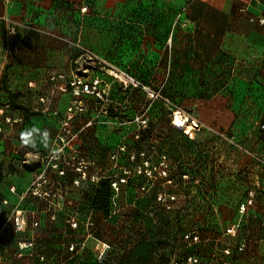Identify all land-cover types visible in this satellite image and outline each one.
<instances>
[{
    "label": "crops",
    "instance_id": "1",
    "mask_svg": "<svg viewBox=\"0 0 264 264\" xmlns=\"http://www.w3.org/2000/svg\"><path fill=\"white\" fill-rule=\"evenodd\" d=\"M243 7L251 15H260L264 0H0V107L4 114L19 119L3 122L0 132V223L18 205L26 210L30 223H38L27 232L13 228L5 232L0 240V264H161V225L165 223L170 233H176L180 228H189L192 220L204 227L199 252L205 256H211L218 246H230L240 253L236 247L242 241L248 251L264 252V195L256 190L255 203L248 207L247 214L238 209L237 218L233 222L227 219L226 226L224 202L199 201L183 191H178L180 199L175 202L179 213L161 220L154 191L151 187L141 190L142 183L132 187L123 184L117 212L104 215L90 208L95 183L76 186V174L70 171L64 176L51 173L53 180L62 184L60 199L44 200L25 193L45 157L58 147L60 120L71 100V89L63 92L59 86L75 75L105 76L101 71L103 61L126 62L133 72L149 75L150 82L156 78L162 83L170 77L177 92L236 93L238 107L253 110V121L263 122L264 28L241 14ZM10 20L31 22L72 36L77 52L63 54L53 47V38L25 29L11 35ZM39 43L46 44L45 52L23 51V47ZM73 59L88 63L77 69L48 63ZM105 78L110 84V102L116 106L132 101L133 91L137 90H125L112 78ZM80 100L84 110L77 112L71 122L80 128L70 148L93 159L103 172L102 178L113 181L122 174L121 166L132 165L130 152L121 156L118 166L111 159L126 129L112 135L102 129L101 123L94 124L95 129L87 128L93 125L89 122L94 121L101 100L91 94H83ZM11 102L25 104L36 114L25 115ZM31 129L38 130L33 136L35 148L22 146L20 140V133ZM45 131L49 133L47 146L43 141ZM136 153L141 160L140 152ZM147 154L154 160L160 152ZM253 154L264 158L261 152ZM171 156L177 158L176 167L199 172L214 168L208 158L202 160L192 152ZM256 183L264 189V177L256 178ZM183 186L194 189L189 183ZM181 193L185 194L183 198ZM4 199L8 204H3ZM192 203L193 208L189 207ZM198 204H216V214L201 212L195 206ZM89 216L94 223L90 227L86 224ZM241 216L237 235H227L229 223ZM75 220L79 222L76 227L72 226ZM214 220L217 225H213ZM31 238L35 240L33 247L19 249V241ZM230 240L232 245L226 242ZM71 244H76V250H69ZM105 244L109 251L102 258ZM42 255L44 260L40 259Z\"/></svg>",
    "mask_w": 264,
    "mask_h": 264
},
{
    "label": "rangeland",
    "instance_id": "2",
    "mask_svg": "<svg viewBox=\"0 0 264 264\" xmlns=\"http://www.w3.org/2000/svg\"><path fill=\"white\" fill-rule=\"evenodd\" d=\"M45 30L61 37L57 38L56 36L43 33H39L38 35L43 38H53V47H55L57 51L63 54H73L77 52L78 47L75 44L76 40L72 36H63L55 30ZM45 45L46 44L39 43L28 47V49L23 47V51L45 52ZM48 63L59 65L61 68H65V66L68 65L71 66L72 69H77V67L85 65L88 61L73 59L72 61L67 60V62L66 60H57L49 61ZM111 65L120 66L114 62H101V71L105 75L102 76V78L105 82L102 83L104 86V93H102L103 100L100 105L102 111H108L107 113H102V117L107 119L112 117L115 120L101 123L102 129L108 130L112 135H117L115 134L117 131L126 129V133L123 135L125 138L121 142L126 145V152H131V149L135 152H161V154L169 152L175 155L180 154V152H192L197 155V158L202 160L203 157L208 158V161H210L214 167L208 172H198L180 166L176 167L174 165L176 164L175 162H177V160H175L177 158L168 156L170 171H172L170 176H172L174 183L178 185L174 187L171 184L165 183L163 180L164 177H160L161 190L170 189L176 192L177 200L180 199L178 191H183L190 192V196H197L200 198L199 201L203 198V201H208L209 199V201L213 200L214 203L215 201L224 202L226 204V207H224L226 218L224 226L227 225V219H231L230 221L233 222L235 218H237L238 209L240 204L244 201L246 193L248 196V192L253 189L264 195L263 186L256 183V178L260 180L261 177H264V167L261 165L263 163L259 162L253 154L255 152L264 154V152L259 151L260 147L264 148V133L259 134L260 130L263 129L260 128L259 122L253 121V110L238 107V94L205 93L197 94L199 95L198 98L196 97L197 95L168 94L172 100L170 98L167 99L174 102L179 109L192 114L198 120L209 124L217 132L225 135L221 137L214 131L202 130L197 132L193 139H189L188 136L181 131L177 132L171 129L170 122L173 114L165 102L162 99L161 101L151 100L147 97L145 90L139 86L130 87L137 90L135 92L133 91L134 95L132 101L120 103L116 106L113 102H110V99H112L109 92L110 87L107 89V86H110V84L105 77L112 78L115 81V79L107 73V69H109ZM162 85L161 80L156 81V78H153L150 84L154 90H158ZM127 89L128 88H125V90ZM161 95L163 94L161 93ZM143 113L148 117L149 123L148 128L140 131L137 129L138 125L137 122H135V118L141 116ZM124 122L128 124H124ZM71 126L75 132L80 128L79 125L72 124ZM96 126L97 125H92L87 128L95 129ZM127 126L129 127L127 128ZM135 132L141 134L136 137ZM260 138L263 141L262 145L260 144ZM161 154L154 160L150 156V162L157 163L160 161ZM180 175L183 178L181 177L180 179ZM157 180L150 184L154 186ZM183 182L191 184L194 189H189L184 186H182V189H179L181 188L179 184ZM181 195L183 198L185 194L183 195L181 193ZM169 211V209H165V207L161 205L162 215L163 213L168 214L167 212ZM209 211L216 214L215 206L209 208ZM246 214L247 212L244 215ZM256 214L260 213L256 212ZM261 215L264 218V208L262 209ZM217 224V221L214 220L213 225ZM231 225L230 222L229 226ZM226 242L229 245L233 244L231 240ZM232 255V264H264L262 253L250 252L246 247L244 251L240 253H236L234 250Z\"/></svg>",
    "mask_w": 264,
    "mask_h": 264
},
{
    "label": "built area",
    "instance_id": "3",
    "mask_svg": "<svg viewBox=\"0 0 264 264\" xmlns=\"http://www.w3.org/2000/svg\"><path fill=\"white\" fill-rule=\"evenodd\" d=\"M241 14L246 16L248 20L257 22L264 28V11L260 15H251L249 14L246 7L241 8ZM19 29H25L28 31H32L35 33H43L50 36H56L61 38L59 35H55L52 32L46 31L44 28L39 27V25H35L31 22L26 21H17V20H10L9 21V34L14 35L18 32ZM1 53V49H0ZM108 75L112 76L116 82H118L123 88L129 87H140L145 90L147 93V97L151 100H160L161 99L165 102V104L170 108L172 111V119H171V126L177 130H181L186 136L190 139H193L197 132L202 130H209L214 131L221 137L225 135L222 133L217 132L212 126L209 124L202 122L195 118L192 114L182 111L177 107V105L172 102L167 97L161 95V87L164 85V81L162 82V86L158 90L152 89L151 86L145 85L141 83L138 79L132 76L129 72H127L123 68H119L117 66L111 65L109 69H107ZM63 77V75L58 76ZM52 79H56L52 77ZM105 80L101 76H95L91 78H87L83 75H75L73 78L69 79L67 82L65 81L64 84L60 85L59 88L63 92H67L71 89V100L70 104L62 116L60 120V130L58 133V147L55 152H52L50 155H47L41 164L40 171L36 178L31 182L29 187L26 189V194H31L36 196L37 198L44 199V200H53V199H60L62 197V184L59 183L58 180H53L51 177V173H56L59 176H64L67 172H74L76 174L75 178L73 179V183L76 186H84L88 183H98L102 178V173L100 169L96 166V163L93 159L87 157L85 154L78 152L77 150L70 148L72 143L78 137L79 132L74 131L71 122L75 117L77 112L84 110V105L80 100V97L83 94H91L99 98L101 101L103 100L102 93H104V89L101 87L102 83ZM70 88V89H69ZM41 101H47L46 98H40ZM107 110H103L100 106L98 112L94 117V121L89 122V124L93 123H105L109 122L102 117V113H107ZM180 118L187 121L186 126L183 128H178L174 126V120L176 118ZM19 119H14L9 115L4 114L2 107H0V132L3 130L2 123H12L16 122ZM135 122H137L138 130L143 131L144 129L148 128V117L145 116L143 113L141 116H137L135 118ZM124 124H128L124 122ZM260 127L264 129V123L260 124ZM137 132V131H136ZM135 132V133H136ZM141 134V133H140ZM136 133L135 136L138 137L140 135ZM126 145L120 144L118 145L117 150H115L112 155L111 159L114 160L115 166L118 165L120 160L126 152ZM147 152H140L141 160H138L137 153L132 151L129 153V159L131 162H134L133 166L124 165L121 166L122 174L119 178L112 181V188L114 190V194L112 197L113 207H117L118 196L121 193V186L126 184L131 177L137 175H143L146 177L147 182L143 184L141 190H147L148 184L153 183L160 177L167 178L166 183L173 185L174 187L177 186V183H174V180L170 177V166H169V158L165 153H162L160 156V161L157 163L150 162V157ZM259 162L264 164V159L261 156H256ZM184 176V175H183ZM255 190H251L248 192L247 198L240 204L239 212L244 214L248 207L254 205L255 203ZM158 201H162L163 203L167 204V207H171L172 201L177 200V194H165L160 193L157 197ZM3 204H8V200H2ZM212 205V204H210ZM213 207L215 205H212ZM12 211L9 214L8 219L4 223H0V240L3 238L5 232L9 228H13L16 232H27L29 227H35L38 223L36 222H29L27 212L19 205L14 206ZM242 216L231 226H228L225 229V233L227 235H231L235 237L238 233L239 228L241 227ZM78 221L75 220L72 223V226L76 227L78 225ZM86 224L90 227L94 225L93 221L91 220L90 216L86 220ZM185 239L188 245H192L193 243L201 242V236L198 231L192 230L188 232L185 236ZM83 244V243H82ZM35 245L34 238L28 240H21L18 242V247L21 250H25L31 248ZM237 251L241 252L245 249V241L238 243ZM109 249V245H104V249L100 252V256L103 258L106 251ZM230 246H218L214 249L212 254V260H210L207 264H232V262L227 259L228 256L232 255V250ZM69 250L74 251L76 250V244H71L69 246ZM1 256V254H0ZM41 260H44V256H40ZM262 259L264 261V252L262 253ZM173 261L170 264H202L201 257L198 254H189L185 259L180 260L176 257L172 258Z\"/></svg>",
    "mask_w": 264,
    "mask_h": 264
},
{
    "label": "trees",
    "instance_id": "4",
    "mask_svg": "<svg viewBox=\"0 0 264 264\" xmlns=\"http://www.w3.org/2000/svg\"><path fill=\"white\" fill-rule=\"evenodd\" d=\"M59 38V37H57ZM114 62V61H112ZM119 64L120 68L125 69L127 72H129L132 76H134L136 79H138L141 83L145 84V85H149L151 84V82L149 81V75L144 74V72L142 74H138L137 72H133L129 67L128 64L126 62H114ZM188 83V80H186ZM118 83V82H117ZM119 84V83H118ZM130 88V87H129ZM161 93L167 97L170 98L172 100V98L168 95L170 93H174V94H189L192 96H195L197 94H212V93H208V92H204V91H200V92H177L174 90L173 86H172V80L170 77H167V79L164 81V85L161 87ZM199 95H197L196 97L198 98ZM13 107L16 108H20L23 113L25 115L28 114H36V112L34 111H30L25 104L22 103H18V102H11ZM264 123L263 122H259ZM171 125V122H170ZM261 128V127H260ZM171 129L180 132L179 130L173 128L171 126ZM262 129V128H261ZM264 130V129H263ZM189 138V137H188ZM190 139V138H189ZM165 153V152H164ZM161 154V152H160ZM165 155L171 157L172 153H165ZM173 157V156H172ZM133 166L134 162H131ZM194 170V169H193ZM198 171V170H196ZM172 172V171H171ZM199 172V171H198ZM172 178V176H170ZM181 175H180V179H181ZM141 178H143V180H141ZM183 178V177H182ZM163 180L167 181V178H163ZM182 181V180H181ZM147 182V179L145 176L143 175H137L134 177H131L129 179V181L126 183V185H128L129 187L132 186H137L139 184L142 183L145 184ZM184 182L179 184V186H183ZM149 187H151V190L154 191L155 193V200L157 201L158 205L161 207V205L163 207H165V209H169L170 211L166 213H163V215L161 214V220L163 218H169L170 216H174L177 215L178 209L175 207V202L176 201H172L171 202V207L168 208L166 203H163L162 201H158L157 197L160 193H165V194H173L176 192L171 191L170 189L168 190H161V178H159L156 182V184L154 186H152V184H148ZM114 194V190L112 188V178L109 177H105V178H101L100 181L98 183H95L93 185V193H92V197H91V201H90V208L93 210H97V211H101L104 213V215H111V213H116L118 208L120 207L119 203L117 202V207L114 208L113 207V203H112V197ZM3 195H1L0 192V199L2 198ZM194 203H192V205H190L189 207L193 208ZM196 207L200 208L201 212L210 215L211 213H213L212 211H209V208L213 207L208 205L203 206V205H195ZM173 207V208H172ZM181 210V209H180ZM210 212V214H209ZM189 228L185 227V228H180L176 233H170L168 227L165 223L164 226L161 225V248H162V253H161V264H169L172 260L173 257H176L180 260L185 259L189 254H198L199 257H201L202 260V264H207L210 262V260H212V254L213 251L211 253V256H205V254H201L199 252V246L202 243V233H203V229L204 227L201 225V223L199 221H189ZM192 230H196L199 232L200 236H201V242L198 243H193L192 245H188L185 236L188 232L192 231ZM109 250L106 251V253ZM106 253L104 254L103 258L106 256ZM233 253V252H232ZM233 255L228 256L227 259H229L230 261L232 260ZM232 262V261H231ZM233 263V262H232Z\"/></svg>",
    "mask_w": 264,
    "mask_h": 264
},
{
    "label": "clouds",
    "instance_id": "5",
    "mask_svg": "<svg viewBox=\"0 0 264 264\" xmlns=\"http://www.w3.org/2000/svg\"><path fill=\"white\" fill-rule=\"evenodd\" d=\"M37 131H38L37 129H31V130L21 132L20 133V140H21L22 146L35 148L36 142H35V139L33 138V136H34V133ZM48 136H49V133L47 131H45L44 137H43V141L45 143V146H47Z\"/></svg>",
    "mask_w": 264,
    "mask_h": 264
},
{
    "label": "bare ground",
    "instance_id": "6",
    "mask_svg": "<svg viewBox=\"0 0 264 264\" xmlns=\"http://www.w3.org/2000/svg\"><path fill=\"white\" fill-rule=\"evenodd\" d=\"M186 124H187L186 120L180 119L178 117L174 120L175 127L183 128L184 126H186Z\"/></svg>",
    "mask_w": 264,
    "mask_h": 264
}]
</instances>
